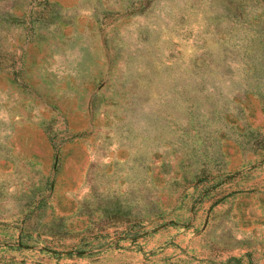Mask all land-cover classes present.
Masks as SVG:
<instances>
[{
	"label": "rangeland",
	"instance_id": "1",
	"mask_svg": "<svg viewBox=\"0 0 264 264\" xmlns=\"http://www.w3.org/2000/svg\"><path fill=\"white\" fill-rule=\"evenodd\" d=\"M0 264H264V0H0Z\"/></svg>",
	"mask_w": 264,
	"mask_h": 264
}]
</instances>
